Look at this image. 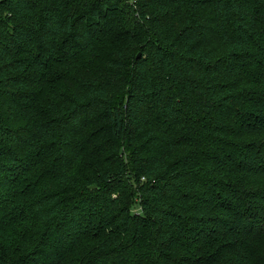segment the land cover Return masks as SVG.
Instances as JSON below:
<instances>
[{
	"label": "trees",
	"instance_id": "trees-1",
	"mask_svg": "<svg viewBox=\"0 0 264 264\" xmlns=\"http://www.w3.org/2000/svg\"><path fill=\"white\" fill-rule=\"evenodd\" d=\"M0 264H264V0H0Z\"/></svg>",
	"mask_w": 264,
	"mask_h": 264
}]
</instances>
